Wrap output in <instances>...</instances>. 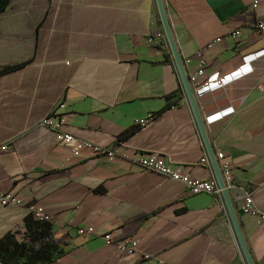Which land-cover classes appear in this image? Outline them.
<instances>
[{
  "label": "crops",
  "instance_id": "1",
  "mask_svg": "<svg viewBox=\"0 0 264 264\" xmlns=\"http://www.w3.org/2000/svg\"><path fill=\"white\" fill-rule=\"evenodd\" d=\"M162 4L187 77L202 54L199 83L229 81L193 94L220 173L232 172L226 189L243 240L254 264H264V223L240 209L251 194L264 213V0ZM58 103L63 131L115 149L116 158L75 157L41 127ZM146 153L193 178L215 176L202 162L204 141L157 0H12L0 13V191L23 204L0 206V239L23 235L41 206L66 250L49 264H246L223 196L191 195L144 172ZM105 234L136 239L153 258L122 254Z\"/></svg>",
  "mask_w": 264,
  "mask_h": 264
},
{
  "label": "built area",
  "instance_id": "2",
  "mask_svg": "<svg viewBox=\"0 0 264 264\" xmlns=\"http://www.w3.org/2000/svg\"><path fill=\"white\" fill-rule=\"evenodd\" d=\"M258 1L254 3V7H257ZM262 27V25H260ZM241 30H235L232 32L233 37H238L241 35ZM153 41V38L150 37ZM213 44L207 46V49L211 48ZM199 65L195 71L190 73L188 77V82L192 88L198 93H203L207 91H215L220 88H224L229 84L227 78H220L217 75L209 77L200 84V80L205 77L206 62L202 58V54L199 55ZM190 62V60H188ZM179 74V73H178ZM181 82V79H180ZM183 87V83L181 82ZM184 89V87H183ZM65 110V105L63 103L56 104L50 113L41 121L40 126L46 129H51L56 133L57 139L60 143L68 145L71 149V153L75 157H79L85 151H90L95 156L107 157L110 161L114 160L117 156L115 149L97 145L90 141L80 139L75 135L63 131L64 116L63 112ZM149 121H143L145 125ZM8 145H4L2 149H8ZM206 154L204 155L202 162L212 167L208 152L205 148ZM218 158L222 159L223 154H218ZM138 164L144 172H154L158 173L168 179L179 182L183 184L187 192L191 195L200 194H214L222 196V190L219 187L216 176L211 180H200L191 177L189 174L183 172V168L180 165H174L170 163L164 156L157 153H146L139 157ZM213 168V167H212ZM222 179L226 185V182H230L232 179V172L228 166H224L222 172ZM23 204V199L18 194L6 193L0 191V206L4 208L18 207ZM225 207V204H224ZM241 211L253 218L258 219L264 223V213L258 209L254 203L253 196L248 194L245 201L240 205ZM35 219L40 221L52 222V216L41 206H36L32 211ZM80 234H84L85 230H79ZM104 240L108 244H115L118 251L126 255H139L145 260H150L153 258L152 255L145 253L140 245L139 241L133 238H125L121 240H114L110 234L103 235ZM159 264H163V261H159Z\"/></svg>",
  "mask_w": 264,
  "mask_h": 264
},
{
  "label": "trees",
  "instance_id": "3",
  "mask_svg": "<svg viewBox=\"0 0 264 264\" xmlns=\"http://www.w3.org/2000/svg\"><path fill=\"white\" fill-rule=\"evenodd\" d=\"M12 0H0V13L5 11ZM21 65L5 66L2 72L13 70ZM135 129L120 136L127 140ZM27 231L21 235L18 231L8 233L0 239V261L5 264H49L66 254L61 241L53 232L51 222L40 221L32 215L26 217Z\"/></svg>",
  "mask_w": 264,
  "mask_h": 264
},
{
  "label": "water",
  "instance_id": "4",
  "mask_svg": "<svg viewBox=\"0 0 264 264\" xmlns=\"http://www.w3.org/2000/svg\"><path fill=\"white\" fill-rule=\"evenodd\" d=\"M157 3H158V7H159L161 20H162V23H163V26H164V31L166 33L168 42H169L170 47L172 49V53H173L174 63H175L176 69H177V71L179 73V77L181 79V82L183 83L185 94H186V96H187V98H188V100L190 102L191 107H192V110H193L197 125L199 127L200 133H201L203 141H204V146H205V148H206V150L208 152V155H209V158H210V161H211L215 176H216L218 184H219V187L222 190V196L224 198L225 206L227 208L230 220L232 222V225H233L234 230L236 232V235L238 237V241H239V244H240L241 252L243 254L245 263L246 264H254V262H253V260H252V258L250 256V253L248 251V248L246 247V244H245V242L243 240L239 225L237 223V220H236L233 208H232V205H231L230 200L228 198V192H227V189H226V185H225V183H224V181L222 179V175H221L220 170L218 168L214 153L212 151V147L210 145L209 139L207 137V134H206V131H205V128H204L203 121L201 119V116L199 114V111H198V108H197V105H196V102H195V99H194L193 90H192V88H191V86H190V84L188 82V77L186 75L182 60H181V58L179 56V53L177 51L176 44H175L172 32L170 30V26H169L167 18H166V14H165V11H164L162 0H157Z\"/></svg>",
  "mask_w": 264,
  "mask_h": 264
}]
</instances>
